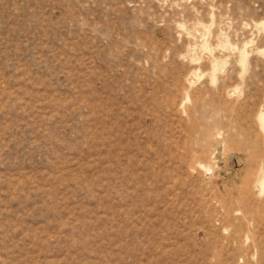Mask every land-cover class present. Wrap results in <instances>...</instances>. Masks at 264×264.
I'll use <instances>...</instances> for the list:
<instances>
[{"label": "rangeland", "instance_id": "obj_1", "mask_svg": "<svg viewBox=\"0 0 264 264\" xmlns=\"http://www.w3.org/2000/svg\"><path fill=\"white\" fill-rule=\"evenodd\" d=\"M0 264H264V0H0Z\"/></svg>", "mask_w": 264, "mask_h": 264}]
</instances>
